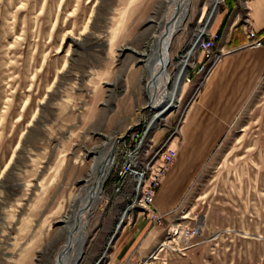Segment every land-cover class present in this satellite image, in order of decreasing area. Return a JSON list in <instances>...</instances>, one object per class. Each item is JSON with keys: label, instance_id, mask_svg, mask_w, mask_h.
Wrapping results in <instances>:
<instances>
[{"label": "rangeland", "instance_id": "374dc122", "mask_svg": "<svg viewBox=\"0 0 264 264\" xmlns=\"http://www.w3.org/2000/svg\"><path fill=\"white\" fill-rule=\"evenodd\" d=\"M216 2L191 1L169 51L170 90L187 61L178 102L156 116L139 54L149 53L163 0H0V264H54L94 158L123 138L113 153L120 160L125 140L136 145L140 135L124 192L116 193L115 160L87 217L78 264L112 263L116 237L145 216L131 204L144 199L142 177H153L149 165L169 138L178 160L196 98L181 93L188 77L193 92L208 77L200 65L192 81L189 70L224 6L193 47ZM163 212L171 214L154 225L160 245L143 264H264V78L183 204Z\"/></svg>", "mask_w": 264, "mask_h": 264}, {"label": "crops", "instance_id": "0c3cea01", "mask_svg": "<svg viewBox=\"0 0 264 264\" xmlns=\"http://www.w3.org/2000/svg\"><path fill=\"white\" fill-rule=\"evenodd\" d=\"M247 26L264 33V0H224V6L209 31L221 35L214 48L224 56L208 73L200 90L201 84L194 92L193 82L183 85L181 96L190 99L195 95L196 98L181 126L184 142L178 160L155 193L154 205L162 212L176 210L183 204L195 179L229 134L264 78V48L246 47ZM196 58L193 73L189 70V76L194 78L198 67L206 62L202 52ZM162 134L164 137V132ZM176 139L169 142L172 149H177ZM153 226L145 216H139L133 226L127 225L113 242L111 262L147 259L160 245Z\"/></svg>", "mask_w": 264, "mask_h": 264}, {"label": "bare ground", "instance_id": "6f19581e", "mask_svg": "<svg viewBox=\"0 0 264 264\" xmlns=\"http://www.w3.org/2000/svg\"><path fill=\"white\" fill-rule=\"evenodd\" d=\"M163 1L165 11L161 21L156 23L157 32L153 36L152 43L149 44V53L143 52L141 55L139 54V56L146 58L144 69L148 74L147 91L150 109L156 113V116L170 111L176 107L178 102L179 90L181 89L183 78L186 74L185 66L187 61L180 67L174 86L170 90L171 76L168 69L170 65L169 51L174 37L178 31L182 30L189 15L192 0ZM218 1L211 11L207 24L197 36L193 47L195 45L197 47L204 38L205 35L203 38H201V35L207 32L206 28L211 24ZM200 38L201 40L199 41ZM155 124L151 122L149 128H152ZM122 139L111 138L109 142L105 143L106 148L104 151L99 153L98 157L94 158L93 165L87 173V179L84 180L82 187L75 195L70 206L69 214L64 219L67 238L59 250L54 264L79 263L86 242L87 217L95 203L101 198L104 182L115 162L113 153Z\"/></svg>", "mask_w": 264, "mask_h": 264}, {"label": "built area", "instance_id": "2783aa9c", "mask_svg": "<svg viewBox=\"0 0 264 264\" xmlns=\"http://www.w3.org/2000/svg\"><path fill=\"white\" fill-rule=\"evenodd\" d=\"M246 30V38L247 43L246 47L250 49H261L264 48V33L260 34L256 30L252 29L251 27L247 26ZM214 37H221V35L217 32H212V34L208 35L206 38V42H204L200 48V52L204 54L206 62L202 64L199 72H207L209 73L211 69L221 60L220 56H215L213 53L216 48H213V39ZM188 77L187 83L191 81ZM203 83L199 86L201 89ZM143 135V133H142ZM141 135V136H142ZM138 139V140H137ZM137 140V141H136ZM140 135H136L132 137V141L136 144L133 145L131 143L128 144V139L125 140V148L123 153L121 154V159L117 160L116 162V193L120 194L123 193L122 191V184L125 182V178H127L128 174V164L134 160V151L139 144ZM171 139L169 138L166 143L162 145L161 152H158L156 156V163H152L149 167H153V177L152 178H144L142 177L141 181V191L144 192V199H139L138 201H132L131 206H139L143 208L145 216L150 219L154 225L160 226L163 224L165 219L171 214L162 212L158 210L154 205L155 193L156 190L161 186L163 180L169 174L171 169L176 163V149H172L169 146V142ZM115 158V157H114ZM144 169V168H143ZM171 231V230H170ZM190 231H187L189 233ZM150 259L154 256L151 254ZM115 264V263H109ZM117 264H143L142 261H136L133 258H129L127 261L123 263Z\"/></svg>", "mask_w": 264, "mask_h": 264}, {"label": "water", "instance_id": "95a60500", "mask_svg": "<svg viewBox=\"0 0 264 264\" xmlns=\"http://www.w3.org/2000/svg\"><path fill=\"white\" fill-rule=\"evenodd\" d=\"M204 35H205V32L201 35V38H203ZM201 38L199 39V41L201 40Z\"/></svg>", "mask_w": 264, "mask_h": 264}]
</instances>
